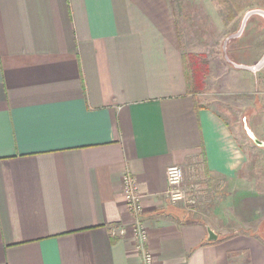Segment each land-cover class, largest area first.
<instances>
[{
    "label": "crops",
    "instance_id": "1",
    "mask_svg": "<svg viewBox=\"0 0 264 264\" xmlns=\"http://www.w3.org/2000/svg\"><path fill=\"white\" fill-rule=\"evenodd\" d=\"M228 1L219 77L256 79L241 67L264 56V0ZM175 17L171 0H0V264H141L111 234L133 221L127 174L152 264H264V166L188 88ZM244 125L264 142V119ZM172 165L193 205L166 199Z\"/></svg>",
    "mask_w": 264,
    "mask_h": 264
},
{
    "label": "rangeland",
    "instance_id": "2",
    "mask_svg": "<svg viewBox=\"0 0 264 264\" xmlns=\"http://www.w3.org/2000/svg\"><path fill=\"white\" fill-rule=\"evenodd\" d=\"M171 1L176 12L175 21L181 36L183 53L193 56V60L196 62L198 71L196 76H193L192 61L188 62L192 93L197 98V102H203L218 110L233 125L235 133L249 157L257 158L255 171L256 175L260 176L259 172L264 166V150L253 148L251 140L243 130V119L248 116H251L254 121L264 119V70L256 79H240L239 81L238 79H220L219 77L223 76L222 65L231 67L226 59L233 60L231 47L235 40H230L223 45V41L227 37L225 33L230 30L228 28V24L231 22L230 1L224 0L220 4L221 10L217 14L209 8L204 15L203 13L199 15L200 10L195 6L194 0ZM209 2L215 4L216 0H209ZM214 15L223 19V32L216 30ZM241 28L242 32L245 31V25ZM228 71V77H232L235 70L231 67ZM217 77L219 79H216ZM227 81L230 84H224ZM256 134L258 135V133Z\"/></svg>",
    "mask_w": 264,
    "mask_h": 264
},
{
    "label": "built area",
    "instance_id": "3",
    "mask_svg": "<svg viewBox=\"0 0 264 264\" xmlns=\"http://www.w3.org/2000/svg\"><path fill=\"white\" fill-rule=\"evenodd\" d=\"M167 189L165 197L170 204L186 203L193 205L194 200L188 199L186 191L182 187L184 173L182 167L178 165L169 166L166 169ZM122 188L126 203V209L130 216L133 217L132 223L128 227L114 226L111 228L112 236L124 237L130 232L136 241V248L141 253V264H152V255L146 248L148 240L147 230L141 221L144 208L142 205V196L138 190V184L131 176L124 175ZM128 228V230L126 229Z\"/></svg>",
    "mask_w": 264,
    "mask_h": 264
},
{
    "label": "water",
    "instance_id": "4",
    "mask_svg": "<svg viewBox=\"0 0 264 264\" xmlns=\"http://www.w3.org/2000/svg\"><path fill=\"white\" fill-rule=\"evenodd\" d=\"M253 13H257V11H252V12H249L246 14L244 20L242 21V25L241 27L244 26L245 24V21L247 20L248 16H250L251 14ZM259 13V12H258ZM257 13V14H258ZM241 31H242V28H241ZM264 65V56L262 57V59L259 61V63L253 67H241L243 69H246V70H249L251 72H256L257 70H259L262 66ZM244 129H245V132L247 134V136L251 139V141L257 146V147H260V148H264V142L263 141H260L258 140L254 135L253 133L249 130V128L244 125ZM207 240L208 241H214L216 240V235L209 229L207 228Z\"/></svg>",
    "mask_w": 264,
    "mask_h": 264
},
{
    "label": "trees",
    "instance_id": "5",
    "mask_svg": "<svg viewBox=\"0 0 264 264\" xmlns=\"http://www.w3.org/2000/svg\"><path fill=\"white\" fill-rule=\"evenodd\" d=\"M177 34H178L177 36H178L179 41H181V36H180L179 31H178V28H177ZM189 61L190 62L192 61V65H194L192 67V71H193V76H196L198 71H197V67H196V62L193 60V56H190L188 54L183 55V64L185 66V76H186V80H187V86L189 89H191V78L189 77V72H188V62ZM191 91H192V89H191Z\"/></svg>",
    "mask_w": 264,
    "mask_h": 264
}]
</instances>
